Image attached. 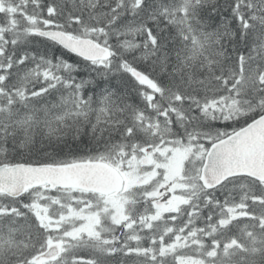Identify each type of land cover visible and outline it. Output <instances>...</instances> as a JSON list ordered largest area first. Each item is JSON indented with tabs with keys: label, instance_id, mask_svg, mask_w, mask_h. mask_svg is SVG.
Wrapping results in <instances>:
<instances>
[{
	"label": "snow or ice",
	"instance_id": "snow-or-ice-1",
	"mask_svg": "<svg viewBox=\"0 0 264 264\" xmlns=\"http://www.w3.org/2000/svg\"><path fill=\"white\" fill-rule=\"evenodd\" d=\"M0 264H264V0H0Z\"/></svg>",
	"mask_w": 264,
	"mask_h": 264
}]
</instances>
